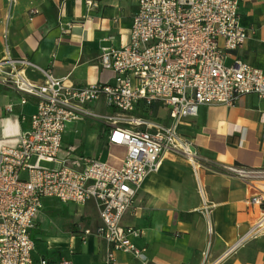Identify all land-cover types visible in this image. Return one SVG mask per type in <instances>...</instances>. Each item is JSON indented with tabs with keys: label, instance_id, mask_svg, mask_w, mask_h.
<instances>
[{
	"label": "built area",
	"instance_id": "2783aa9c",
	"mask_svg": "<svg viewBox=\"0 0 264 264\" xmlns=\"http://www.w3.org/2000/svg\"><path fill=\"white\" fill-rule=\"evenodd\" d=\"M101 1L87 0L86 5L97 9ZM241 1L139 0L130 43L105 48L100 56L101 68L116 75L111 85L67 86L65 79L47 72L45 82L37 85L26 74L35 66L11 58L6 47V57L0 58V85L36 99L37 111L22 117L29 126L17 146L0 151V264H73L67 258L34 259L31 233L45 199L76 205L94 201L101 223L84 235L94 233L108 244L107 264H116V251L147 264L146 247L136 243L142 232L124 226L123 220L166 154L180 153L194 167L198 164L194 145L180 134L183 120L197 116L202 105L234 106L246 95L264 101V70L233 56L249 39L240 24ZM15 3L9 0L10 7ZM228 59L232 63L227 64ZM101 101L114 113L100 115L89 108ZM155 103L167 108L169 124L138 114ZM6 110L12 112L13 105ZM88 118L108 126L110 146L126 149L119 166L84 155L70 158L72 147L67 158L59 159L68 124ZM43 163L60 164L47 168ZM217 167L252 187L264 186V169ZM258 190L248 204L261 214L227 254L264 236V190Z\"/></svg>",
	"mask_w": 264,
	"mask_h": 264
},
{
	"label": "crops",
	"instance_id": "0c3cea01",
	"mask_svg": "<svg viewBox=\"0 0 264 264\" xmlns=\"http://www.w3.org/2000/svg\"><path fill=\"white\" fill-rule=\"evenodd\" d=\"M86 1L16 0L10 7L9 0H0V58L6 57L8 47L11 58L30 62L35 67L27 68L26 74L37 85L45 82L44 72L65 79L67 86L114 84L116 75L101 68L100 56L105 48L130 43L139 0H102L93 10ZM239 15L249 39L233 56L264 70V0H242ZM23 97L25 104L21 103ZM9 105H13L12 112L6 110ZM89 108L114 113L104 101ZM163 110L168 114L161 113ZM36 111V99L0 85V113H17L18 118L16 133L3 137L7 144L0 151L17 146L18 137L29 126L22 117L29 118ZM138 114L170 123L169 111L158 103ZM106 128L104 125L100 145L109 147L108 156L92 158L119 166L125 153L120 156L116 152L122 147L109 145ZM180 134L194 145L198 164L194 167L180 153L166 154L160 170L146 178L123 220L124 226L142 232L136 243L146 247L147 264H204L205 254V264H264V236L227 254L259 218L261 209L248 202L264 186L252 187L217 167L237 164L264 169V101L246 95L234 106L202 105L197 116L183 120ZM66 206L70 208L66 210ZM63 216L74 224L63 222ZM100 223L94 201L85 205L48 202L31 233L36 245L34 259L107 264L108 244L94 233L84 235ZM115 256L116 264H142L128 253L116 251Z\"/></svg>",
	"mask_w": 264,
	"mask_h": 264
},
{
	"label": "rangeland",
	"instance_id": "374dc122",
	"mask_svg": "<svg viewBox=\"0 0 264 264\" xmlns=\"http://www.w3.org/2000/svg\"><path fill=\"white\" fill-rule=\"evenodd\" d=\"M91 108L94 107L91 106ZM161 113H164L166 115L168 114L166 110L161 111ZM99 114L109 115L108 112ZM17 119V113H12L9 115H7L6 113H0V148L4 144H7L5 143V141H3V137L11 136L16 133ZM160 122L163 121L160 120ZM104 125L105 123L103 121L91 118H88L84 121L68 124L63 145L64 149L60 154L59 159L63 160L67 158L68 149L71 147L75 150V152H73L72 155L69 156L70 158H73L75 155L84 154L85 156L89 157L98 156L100 159H106L110 149L109 147H104L102 149L100 145V139L104 132ZM78 145H81V147ZM116 153L120 156H124V153L126 154V149L123 147L119 148ZM58 164L60 163H43L42 166L47 168H56L57 166H59ZM50 201L57 202L58 200L45 199L43 201L44 206H46ZM61 207L64 208V206ZM65 208L66 210H68L70 206H66ZM62 218H64V220H62L63 222L69 221L72 225L74 224V221H72L71 218L69 219L67 216H63ZM38 248L42 249V247L40 248V245L38 246Z\"/></svg>",
	"mask_w": 264,
	"mask_h": 264
},
{
	"label": "trees",
	"instance_id": "16d2710c",
	"mask_svg": "<svg viewBox=\"0 0 264 264\" xmlns=\"http://www.w3.org/2000/svg\"><path fill=\"white\" fill-rule=\"evenodd\" d=\"M108 130H109V129H108V128H106V133H108Z\"/></svg>",
	"mask_w": 264,
	"mask_h": 264
}]
</instances>
